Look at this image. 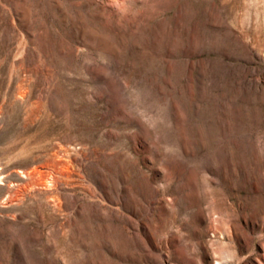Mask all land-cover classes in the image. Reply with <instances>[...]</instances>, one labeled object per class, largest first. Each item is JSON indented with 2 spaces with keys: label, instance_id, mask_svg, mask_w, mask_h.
I'll use <instances>...</instances> for the list:
<instances>
[{
  "label": "rangeland",
  "instance_id": "rangeland-1",
  "mask_svg": "<svg viewBox=\"0 0 264 264\" xmlns=\"http://www.w3.org/2000/svg\"><path fill=\"white\" fill-rule=\"evenodd\" d=\"M0 264H264V0H0Z\"/></svg>",
  "mask_w": 264,
  "mask_h": 264
}]
</instances>
